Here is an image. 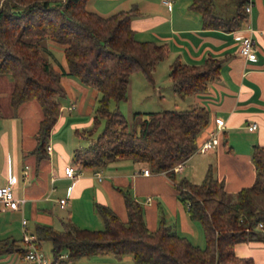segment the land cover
Here are the masks:
<instances>
[{"label": "trees", "instance_id": "1", "mask_svg": "<svg viewBox=\"0 0 264 264\" xmlns=\"http://www.w3.org/2000/svg\"><path fill=\"white\" fill-rule=\"evenodd\" d=\"M86 1L0 0V73L12 80L10 107L15 111L25 101L38 103L41 117L34 152L43 159L49 133L61 112V75L96 88L100 97L91 126L75 132L90 133L101 119L104 126L86 146L74 148L73 162L91 168L127 158L145 163L152 172H165L174 180L189 217L202 226L205 244L200 246L177 233L162 215L157 226L149 229L143 205L129 187H118L126 220L108 205L96 203L103 228H85L72 221H64L62 229L37 223L33 231L37 243H51L53 263H65L58 256L66 252L69 260L130 253L134 264H254L251 257L236 255L234 246L247 240L264 241L263 147L256 144L251 152L253 182L234 193L225 189L211 164L198 183L186 177L177 179L173 167L195 152L198 136L209 123L208 109L192 103L182 109L134 111L132 125L118 108L111 109V101L118 104L128 98L133 71L139 70L152 80L156 64L169 54V46L135 37L131 17L138 12L136 6L101 15L87 9ZM247 2L236 0V13L230 18L214 13L213 0H191L189 7L200 14L202 27L233 30L244 22ZM47 38L63 46L66 69L58 71L49 60L41 46ZM221 63L217 57H208L200 64L175 57L168 71L174 94L183 97L204 91L209 81L219 76ZM14 251L25 252L18 239L0 238V254Z\"/></svg>", "mask_w": 264, "mask_h": 264}, {"label": "crops", "instance_id": "2", "mask_svg": "<svg viewBox=\"0 0 264 264\" xmlns=\"http://www.w3.org/2000/svg\"><path fill=\"white\" fill-rule=\"evenodd\" d=\"M168 2L113 0L111 7L123 8L126 3L137 7L138 12L131 17L135 37L139 40L152 38L155 39L153 41L168 44L169 54L162 59L166 61L167 72L175 57L188 64H200L208 57L222 59L219 76L209 81L204 91L183 97L174 94L167 73V89L181 104L176 105L179 104L182 109L192 103H199L209 111V123L200 132L199 142L207 137L210 129L218 127V120L223 125L214 149L206 152L195 150L182 163L181 169L174 172L177 179L182 174L198 183L211 164L215 176L224 182L225 189L234 193L254 180L255 170L251 161L253 147L259 144L264 149V0H248L251 11L247 14L244 10V22L233 30L202 27L200 14L189 7L191 0ZM213 3L214 13L222 18H230L236 13V0L220 2L219 6H216V0ZM155 4L158 9L150 15H144L149 8H155ZM250 29L255 39V60H247L238 53L239 39ZM43 48L46 50L45 45ZM47 53L55 69L59 71L67 68L64 55L58 64L59 68L52 61V54L48 50ZM71 82L82 89L78 81L68 75H61V84ZM11 88L9 75L0 73V185H4L10 175L14 196L23 200L17 208H9L0 201V238L18 237L22 243L20 246L25 248L22 218L26 219V231L32 234L37 223L62 229L64 221H72L81 227L93 221L94 227H99L100 221L96 216H100L95 209L96 203L108 205L122 220H126L123 196L118 187H129L133 196L143 205L144 220L149 229L157 226L162 215L177 233L195 235L196 225L177 196L174 180L165 172L155 173L149 169L148 174L142 173L143 168H148L145 163L124 158L100 167H80V172L74 178L64 174L66 165L75 164L74 148L84 143L75 137L80 135L75 129H82V126L84 128L92 121L91 117L80 120L79 116L70 114L80 109L81 98L78 103L69 99L68 103L62 104L48 137L47 143L51 150L45 152V158H37L34 150L37 144L35 133L41 117L40 107L36 101L28 100L15 111L12 110L9 104ZM129 91L130 80L127 97ZM67 95L70 97V92ZM71 104L74 107L69 109ZM65 108L68 115L63 114ZM253 122L256 127L248 129L247 125ZM61 197L67 200L64 207L59 206L58 199ZM170 216L172 218L169 219ZM234 251L238 256L251 257L254 264H264V241L238 242ZM17 254L20 258L23 255L21 252ZM14 256L11 253L0 254L1 264L11 262ZM72 261L69 260L68 264Z\"/></svg>", "mask_w": 264, "mask_h": 264}, {"label": "rangeland", "instance_id": "3", "mask_svg": "<svg viewBox=\"0 0 264 264\" xmlns=\"http://www.w3.org/2000/svg\"><path fill=\"white\" fill-rule=\"evenodd\" d=\"M225 1L226 0H216V6H219L220 2L225 3ZM137 2H140V0H137ZM112 3L113 0H87L85 6L87 9L95 11L101 15H109L116 10L129 9L132 7L131 5H127L126 3L123 5L124 6L123 8L112 9L111 7ZM153 6L156 7L149 8L148 11H145L144 15L145 14L150 15L156 9H158L157 4ZM149 40H155V39L149 38ZM43 41L44 44H42L41 46L42 47L44 45L46 46V50H48L53 56L52 61L54 62V64H56L57 67L61 68L58 64L63 60V46L60 43L48 38ZM167 73L168 72H167V66L165 60L159 61L158 64H156L155 70L152 73V80H148L145 77V75L139 70L133 71L130 75L129 97L126 100L118 102V104L115 103L114 101H111L109 107L111 109L118 108L127 118V120L131 125L134 122L132 119V113L134 111L146 112L152 110H162V109H172V108L181 109L180 107L181 104L178 101V99H176L172 95V92L167 89L169 85ZM69 77L78 81L82 85V89H79L77 86L73 85V82H71L70 84L60 83L63 91L62 94L60 95V100L62 101V104L65 105L66 103H68L69 99L75 100L76 103H78L79 99L81 98L82 102L80 109L79 110L75 109L70 114L73 116L76 115L79 116L80 120H85L87 117L92 118L94 114V110L98 104V98L100 97L99 91L92 86L80 82L77 78L73 76H69ZM67 92H70V97L69 95H67ZM175 103H179L180 105L179 104L176 105ZM63 114L68 115L66 108L63 109ZM138 120L139 118H137L135 121ZM90 126H91V122L88 125H86L84 128H88ZM103 126H104V121L103 119H101L98 126L95 129H93L90 133L86 131V134L84 136L75 135V137H78L80 141H83L84 143L82 144L86 146L92 139H94L101 132ZM179 177H183L182 174H180ZM96 218L100 221L98 225L99 227H94L96 226L95 223H93V221H90L86 223L87 225L85 228H90V229L103 228L102 220H100L98 216H96ZM170 218L172 217L170 216L169 219ZM193 223L194 225H196V228L194 229L195 235L192 234L189 235L183 234V235L187 236L195 244L204 246L205 237L202 226L196 220L195 221L193 220ZM16 239H18V237ZM18 243L22 244L20 240H18ZM40 246H41L40 249L45 253V255L52 260L53 256L51 252V243L48 240H43L41 241ZM9 253L14 254L15 256L11 258L12 259L11 262L6 264H30V262L26 260L23 255L20 258V256L17 254L16 251ZM0 264H1V260H0ZM71 264H134V261L130 253H125L119 256L113 253H107V254L93 255L89 258L85 257V258L76 259L73 260Z\"/></svg>", "mask_w": 264, "mask_h": 264}, {"label": "built area", "instance_id": "4", "mask_svg": "<svg viewBox=\"0 0 264 264\" xmlns=\"http://www.w3.org/2000/svg\"><path fill=\"white\" fill-rule=\"evenodd\" d=\"M164 3H169L168 0H163ZM244 10L247 14L251 11V3L248 2ZM238 53L247 60H255L256 59V51H255V39L253 37V30L244 35H242L239 39L238 44ZM74 105L71 104L69 109L73 108ZM218 127L212 128L208 131L207 137L198 143L196 147V151L198 152H206L208 150H212L216 147L219 142V131L223 127L220 120H218ZM248 129H254L256 127V123H250L247 125ZM51 150V146L46 144V151L49 152ZM182 163L176 164L173 169L178 171L182 167ZM79 164H68L64 167V174L69 178H74L78 175ZM142 173L148 174L149 169L143 168ZM150 198L148 197L147 200ZM23 199H19L14 196L12 189V178L10 175L7 176V182L4 185H0V201L4 202L9 208H17L19 203L22 202ZM59 206L64 207L66 205V198L61 197L58 199ZM26 219H21L22 224V241L25 244V252L23 256L26 260H28L31 264H68L69 258L66 252H62L59 254L60 259H65V263L52 262L49 257L45 255V253L40 249L39 244L37 243V239L35 234L29 233L25 228ZM261 225V224H260Z\"/></svg>", "mask_w": 264, "mask_h": 264}]
</instances>
